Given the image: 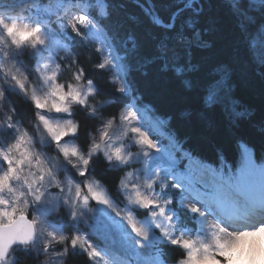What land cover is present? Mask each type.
<instances>
[{
  "label": "trees",
  "instance_id": "trees-1",
  "mask_svg": "<svg viewBox=\"0 0 264 264\" xmlns=\"http://www.w3.org/2000/svg\"><path fill=\"white\" fill-rule=\"evenodd\" d=\"M65 1L80 3L98 23L121 68L120 72L113 61L110 67L101 66L98 49L73 29L64 33L53 16L36 17L48 34L65 40L53 56L58 80L68 86L80 73L95 85L90 99L98 103L96 112L74 105L78 131L73 141L85 148L98 119L116 121L134 100L181 149L218 172H237L245 164L243 146L251 148L255 161L264 165V0H151L162 22L170 24L176 13L170 27L156 21L147 0ZM34 58L33 52L12 48L3 60H15L31 77ZM5 114L37 139L42 134L36 105L0 71V123ZM13 136L0 126V139ZM123 172V167L105 164L99 155L88 170L90 177L106 184L119 206L117 184ZM68 173L81 182L73 171ZM170 196L178 223L192 232L195 216L178 203L177 189ZM41 210L49 228L58 232L56 255L46 256L33 248L36 241H29L14 246L13 264H93L71 241L72 233L82 229L101 235V247L124 264L129 246L104 218L89 219L86 226L84 220L90 215L86 209L75 225L68 221L64 200L56 216ZM156 248L167 264L182 254L166 242Z\"/></svg>",
  "mask_w": 264,
  "mask_h": 264
},
{
  "label": "rangeland",
  "instance_id": "rangeland-1",
  "mask_svg": "<svg viewBox=\"0 0 264 264\" xmlns=\"http://www.w3.org/2000/svg\"><path fill=\"white\" fill-rule=\"evenodd\" d=\"M37 15L42 18L55 16L54 20L64 33L73 29L86 43L98 49L101 66L110 67L113 61L120 71L119 60L104 31L77 3L0 0V71L36 105L42 129L37 139L19 122L12 121L9 115L5 114L0 123L2 129L14 134L12 138L0 139V153H8L10 161H5L7 167L0 164V224L12 222L19 214L29 215L32 210L30 216L37 231V243L33 248L42 249L43 253L49 254L46 256L51 253L55 256L54 245L60 241L58 232L49 228L41 207L56 216L61 212L64 200L69 209V222L77 225L76 221L87 209L90 215L84 220L85 224H89V219L101 221L102 217L119 235H123L131 252L126 255L124 264H145V261L147 264H167L155 251L156 245L171 244L172 241L180 243L182 254L169 264H243L244 258L238 260L221 241L218 228L214 225L215 230L210 226L201 212L196 214V231L192 236L177 224L169 206V190L181 189L179 192L184 199L180 203L191 209L187 199L190 192L181 180V173L191 165L204 166L165 135L152 120L148 121L135 104L127 105L116 121L98 119L96 131L88 137L85 148L71 139L78 131L73 116L74 105L96 112L98 103L90 99L95 93V85L80 73H76L68 86L58 80L53 56L63 48L65 40L48 34L44 25L34 18ZM12 48L34 53L31 77L15 60H3ZM24 58L26 60L27 56ZM128 91L126 87L124 92ZM243 150L245 164L251 162L256 168H262L254 161L249 147L244 146ZM98 155L105 164L124 168L117 184L120 206L112 200L106 184L88 173L93 157ZM69 170L81 182H75ZM230 174H223V180L231 177ZM211 187L206 186L207 189ZM137 194L141 199L147 197L157 203L143 207L136 202ZM84 198L89 202L83 203ZM129 216L141 230L148 232L147 239H142L134 231ZM71 241L79 247L78 250L86 252L93 264H117L84 230L72 233ZM94 249H99L102 255L92 254ZM11 263L8 257L4 264Z\"/></svg>",
  "mask_w": 264,
  "mask_h": 264
},
{
  "label": "snow or ice",
  "instance_id": "snow-or-ice-1",
  "mask_svg": "<svg viewBox=\"0 0 264 264\" xmlns=\"http://www.w3.org/2000/svg\"><path fill=\"white\" fill-rule=\"evenodd\" d=\"M0 157H3V159H0V164L7 167L8 164L5 161L10 163L8 153H0ZM181 180L187 184L189 192L195 193L194 198L197 200V204L209 210H217L222 214H227L232 209L250 206L256 203L257 200L261 206H264V168H256L251 162L241 166L237 173L226 181L221 178L222 182L220 184L203 191L200 188V182L194 169H184L181 173ZM178 191L182 190L178 189ZM93 195H96V193H93ZM85 202H87V198H85ZM136 202L143 207L157 203L147 197L141 199L139 194L136 196ZM173 203H175V200H173ZM189 211L192 214H199L200 207H193ZM129 223L142 239H147L148 232L141 230L131 216H129ZM253 227L259 228L260 225L257 224ZM171 246L179 247L180 243L172 241ZM92 254L102 255L99 249H94ZM145 264H147V261H145Z\"/></svg>",
  "mask_w": 264,
  "mask_h": 264
},
{
  "label": "bare ground",
  "instance_id": "bare-ground-1",
  "mask_svg": "<svg viewBox=\"0 0 264 264\" xmlns=\"http://www.w3.org/2000/svg\"><path fill=\"white\" fill-rule=\"evenodd\" d=\"M143 114L145 115L144 112ZM145 117L151 121V119L148 116L145 115ZM190 168L194 169L195 175L199 179L200 185L201 187H203V189L206 190L207 189L206 186L209 185L212 187L216 185V183L213 182L211 177L208 176V173L205 171L204 167L198 168L196 166L191 165ZM190 207L191 208L200 207V212L203 215L204 220L208 224L210 223V226H213L215 230L216 227L218 228L221 241L227 244L229 250H231L235 254L238 260L244 258L242 259L244 260L243 264H257V261L247 259L249 253L254 250L253 245L255 243V240L253 238H250L249 234L258 233L262 229H264V216L255 219L254 217H252V218L239 219L228 222H220L217 216L215 215L216 210H209L207 208H204L202 205H198L197 202L195 203L191 202ZM240 208L245 210H253V208L264 210V206H261L258 200L256 203L250 206L240 207ZM257 224L260 225L259 228L253 227L254 225ZM261 244L264 245V237L261 238ZM215 256L218 255L215 254ZM261 264H263V262H261Z\"/></svg>",
  "mask_w": 264,
  "mask_h": 264
},
{
  "label": "water",
  "instance_id": "water-1",
  "mask_svg": "<svg viewBox=\"0 0 264 264\" xmlns=\"http://www.w3.org/2000/svg\"><path fill=\"white\" fill-rule=\"evenodd\" d=\"M147 1L150 4L154 17L158 23L169 27L173 25L175 15L172 22L170 24H166L160 20L156 7L152 1ZM88 201L89 199H87V202ZM36 236V226L27 214H19L12 222L8 224H0V259L5 257L10 246L24 243L29 240L33 241L36 239Z\"/></svg>",
  "mask_w": 264,
  "mask_h": 264
},
{
  "label": "clouds",
  "instance_id": "clouds-1",
  "mask_svg": "<svg viewBox=\"0 0 264 264\" xmlns=\"http://www.w3.org/2000/svg\"><path fill=\"white\" fill-rule=\"evenodd\" d=\"M250 238L255 240L253 251L249 253L247 259L257 261V264L264 262V245L261 244V238L264 237V229L258 233L249 234Z\"/></svg>",
  "mask_w": 264,
  "mask_h": 264
},
{
  "label": "flooded vegetation",
  "instance_id": "flooded-vegetation-1",
  "mask_svg": "<svg viewBox=\"0 0 264 264\" xmlns=\"http://www.w3.org/2000/svg\"><path fill=\"white\" fill-rule=\"evenodd\" d=\"M19 246L23 247V244H21ZM13 248H14V246L9 248L7 257L10 256V255H12L11 252L13 251ZM5 260H6L5 258H3L2 260H0V264H4L5 263Z\"/></svg>",
  "mask_w": 264,
  "mask_h": 264
}]
</instances>
